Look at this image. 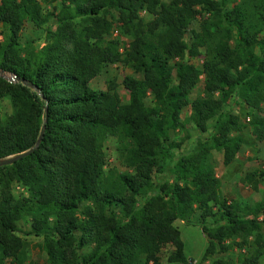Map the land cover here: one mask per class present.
I'll use <instances>...</instances> for the list:
<instances>
[{"label":"trees","instance_id":"1","mask_svg":"<svg viewBox=\"0 0 264 264\" xmlns=\"http://www.w3.org/2000/svg\"><path fill=\"white\" fill-rule=\"evenodd\" d=\"M40 4L50 7L43 18ZM141 9L148 20L139 18ZM106 11L115 13L118 31L127 36L121 51L118 39H104L111 27ZM196 14L199 29L190 30L186 42ZM48 17L54 25L44 28L45 43L21 45L24 22L38 26ZM0 24L6 29L0 72L21 79L0 76V100L12 107L0 118V160L33 146L43 125L32 152L0 165V264H34L16 235L22 214L46 264H158L164 245L171 247L167 262L188 264L175 220L200 228L206 254L249 243L251 252L239 254L238 263L257 264L264 253L258 219L264 198L242 209L228 203L209 152H221L225 164L240 146L230 135L241 123L229 99L249 115L253 137H264V0H0ZM198 47L199 70L185 60ZM119 61L133 72L121 80L125 102L113 86L90 85ZM198 84L203 94L188 103ZM186 104L189 114L182 118ZM188 126L210 131V138L175 154L190 137ZM176 132L179 140L171 137ZM108 137L124 171L104 167ZM12 182L27 195H11ZM211 264L225 263L216 257Z\"/></svg>","mask_w":264,"mask_h":264},{"label":"rangeland","instance_id":"2","mask_svg":"<svg viewBox=\"0 0 264 264\" xmlns=\"http://www.w3.org/2000/svg\"><path fill=\"white\" fill-rule=\"evenodd\" d=\"M161 1H167V0H161ZM199 10V7H197ZM47 11H50V7L46 4H40L38 6L37 12L39 16L42 18L47 13ZM103 13V12H102ZM105 18L108 21H111V27L108 30V32L104 35V39H118L119 43V50L121 51L123 47L126 45L127 42V36L124 34H121L118 31L117 23L114 21L116 18V15L113 11H106L103 13ZM139 18L141 20H148L149 15L146 14L144 10H139L137 12ZM201 21V15L196 14L195 18L191 21V23L188 25L184 40L186 42H190L192 40L190 36V30H197L199 29V23ZM54 20L52 17H48L46 21L39 22V25H33L30 22H24V24L21 26L20 29V42L21 45L24 47H27L30 45L33 48H39L42 46L46 41V32L44 28L46 26L53 27ZM6 33L5 27H3L0 24V40H2L3 35ZM185 60L191 62L198 70L201 69V63L203 61V49L201 47H198V53L195 56H189L186 55ZM171 63V62H170ZM132 69L128 67L126 64H124L122 61L115 62L112 64L106 65L99 74H97L91 81L90 85L93 89H99L103 90L108 86H113L115 90L117 91L120 100L122 102H125L127 100L126 91L121 85V80L124 75H130L132 74ZM171 74L174 75V69H171ZM6 78H9V74H4ZM203 76V73H199L197 76L198 80H201ZM203 94V88L200 86V84L193 87L188 94L187 100L189 101L195 96V95H202ZM216 97H218L217 93H214ZM227 106L230 107L231 111H235L238 106H236L232 100L229 99L227 102ZM189 104H186L180 112V115L182 118L188 116L189 114ZM12 111V107L9 104V101L7 99L0 100V118L1 120H4L8 114H10ZM259 115L264 121V102L259 104ZM188 131L190 134V137L184 139L180 145V149L175 150V154L180 152H187V151H193L194 145L197 140L199 141H205L208 142L210 138L211 132H204L200 133L197 130L191 128L188 126ZM171 137L175 138L176 140L180 139V133L176 132L171 134ZM116 142L113 138H107L104 142L105 147V161H104V167L105 169L114 168L118 171H124L126 167L120 160L118 156V151L116 149ZM8 157V156H7ZM9 192L14 197H20V196H26L27 191L25 186L21 185L18 182H12L9 188ZM1 198V194H0ZM29 216L26 214H22L20 219L16 222V235L18 238L25 244V255L28 260H31L34 264H46L45 254L40 249V239L38 237L33 236L29 231ZM259 220H261V234L264 239V215H260ZM173 226L179 231L180 239L182 241V250L184 255L188 259V264H211V261L214 258H220L223 260L225 264H239L238 263V257L239 254H243L245 256H248L249 252H251V247L248 244L243 245L241 248L237 246H232L224 253H218L213 255H208L205 253L207 248V240L205 236L200 231V228L193 224H186L181 220H175L173 223ZM252 236L247 237V241L251 242ZM171 251V247L169 245H164L159 252V261L158 264H180L175 262H167L166 256ZM141 264H144L143 262ZM146 264H152L151 261H148ZM257 264H264V253L260 256Z\"/></svg>","mask_w":264,"mask_h":264},{"label":"crops","instance_id":"3","mask_svg":"<svg viewBox=\"0 0 264 264\" xmlns=\"http://www.w3.org/2000/svg\"><path fill=\"white\" fill-rule=\"evenodd\" d=\"M240 120V129L230 135L240 138V146L230 161L222 162L221 152L210 150L209 163L219 180V191L228 203L239 209L252 206L264 198V137L255 139L249 121H244V109L231 111ZM264 124V121H263ZM246 174H252L246 180ZM255 182V186H253ZM260 218V215L258 219Z\"/></svg>","mask_w":264,"mask_h":264},{"label":"water","instance_id":"4","mask_svg":"<svg viewBox=\"0 0 264 264\" xmlns=\"http://www.w3.org/2000/svg\"><path fill=\"white\" fill-rule=\"evenodd\" d=\"M0 76L1 77H4L8 82H11V81H21V79L15 77L14 75H10L9 78H6L4 76L3 73L0 72ZM42 132H43V125L41 126L40 128V131L38 133V136L37 138L35 139L34 141V144L33 146H31L30 148L26 149L25 151L23 152H20V153H17L15 155H11V156H8V157H5L3 159L0 160V165H5V164H10L12 163L13 161H16L18 160L19 158L21 157H24L25 155L29 154L30 152L33 151V149L37 146V144L39 143L40 139H41V136H42Z\"/></svg>","mask_w":264,"mask_h":264},{"label":"built area","instance_id":"5","mask_svg":"<svg viewBox=\"0 0 264 264\" xmlns=\"http://www.w3.org/2000/svg\"><path fill=\"white\" fill-rule=\"evenodd\" d=\"M243 119L245 122H248L250 120V117H249V115H245Z\"/></svg>","mask_w":264,"mask_h":264}]
</instances>
